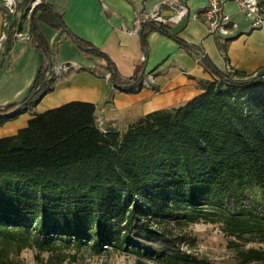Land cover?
Masks as SVG:
<instances>
[{
  "label": "trees",
  "instance_id": "obj_1",
  "mask_svg": "<svg viewBox=\"0 0 264 264\" xmlns=\"http://www.w3.org/2000/svg\"><path fill=\"white\" fill-rule=\"evenodd\" d=\"M43 5L29 13L28 29L43 61L28 95L0 106V125L53 88L49 49L35 24ZM166 23H140L142 48L145 28L178 40ZM74 40L106 61L116 89L144 76L141 63L130 77L120 76L105 53ZM204 60L217 79L201 81L195 96L147 113L123 132L100 128L95 105L74 100L32 111L25 127L0 137V264L26 247L59 256L71 246L95 253L112 247L158 264H211L184 251L186 238L169 227L209 212L236 239L264 242V66L223 72ZM229 244L240 264H264V250Z\"/></svg>",
  "mask_w": 264,
  "mask_h": 264
},
{
  "label": "crops",
  "instance_id": "obj_2",
  "mask_svg": "<svg viewBox=\"0 0 264 264\" xmlns=\"http://www.w3.org/2000/svg\"><path fill=\"white\" fill-rule=\"evenodd\" d=\"M17 1L18 27L28 31L26 0ZM101 1L105 9L100 0H43V8L35 13V24L47 44L52 66L73 63L79 69L56 77L51 91L1 124L0 137L13 135L25 127L32 111L43 112L74 100L95 105V121L100 128L123 132L139 117L177 107L195 96L202 91L201 81L217 79L204 58L223 72L226 64L246 74L264 66V26L252 27L251 19L241 11L236 0H220L223 10L236 23L225 44L208 33L201 18L195 17L205 7L206 0ZM170 2L186 8V13L177 21L166 23V31L184 44L156 29L145 28L142 48L136 18L157 11L166 19L176 12L169 6ZM56 19L60 28L56 26ZM1 21L0 0V32ZM74 36L105 53L122 77H130L141 63L144 75L153 76V88L142 87L132 92L112 89V82L106 78L109 73L106 61L85 53ZM43 58L29 39L9 38L3 43L0 106L20 102L28 95Z\"/></svg>",
  "mask_w": 264,
  "mask_h": 264
},
{
  "label": "rangeland",
  "instance_id": "obj_3",
  "mask_svg": "<svg viewBox=\"0 0 264 264\" xmlns=\"http://www.w3.org/2000/svg\"><path fill=\"white\" fill-rule=\"evenodd\" d=\"M261 7L264 13V2L261 3ZM209 213L206 216L200 213L189 214L190 220L184 221L182 224L169 225L175 235H183L186 238L181 244L184 251H189L193 256L211 264H240L235 257L236 248L230 246L229 241H234L242 250L250 247L264 250V242L247 240L246 236L238 240L227 234L223 230L221 222L210 221ZM190 239L193 241L191 245L188 244ZM50 255L47 251L38 253L35 248L26 247L18 253H9L8 264H158L155 261L138 258L134 254L112 247L95 253L88 247L77 249L71 246L62 249L59 256Z\"/></svg>",
  "mask_w": 264,
  "mask_h": 264
},
{
  "label": "built area",
  "instance_id": "obj_4",
  "mask_svg": "<svg viewBox=\"0 0 264 264\" xmlns=\"http://www.w3.org/2000/svg\"><path fill=\"white\" fill-rule=\"evenodd\" d=\"M41 1L42 0H26L24 9L27 16H29L31 10ZM236 1L240 6L241 11H243L244 14L251 19L252 27L264 26V13L262 7L258 3V0ZM100 2L102 8L105 9V3L101 0ZM169 6L176 11L172 14V16L165 19L157 11H155L147 15L138 16L135 20V24L140 25V23L146 19H152L158 23H166L169 21L175 22L186 13V8L180 3L170 2ZM17 11V0H1L2 30L0 32V51L2 50L3 43L9 38L24 40L29 39L28 31H22L20 27H18L20 20L17 18ZM195 17L201 18L206 25L208 33L216 35L222 44H225L228 41L230 35L232 34V30L236 27V23L231 21L228 13L223 10L220 0H206L205 7L196 12ZM71 69L78 70L79 68L73 63L55 65L47 72L46 77L56 78L63 73H67ZM225 70L226 72H232V68L229 64H226ZM106 78H110V73H106ZM153 80L154 79L151 74H146L137 85L125 88L122 91H138L142 87L153 88ZM111 88H115L113 84H111ZM20 109L25 111L28 107H22Z\"/></svg>",
  "mask_w": 264,
  "mask_h": 264
},
{
  "label": "water",
  "instance_id": "obj_5",
  "mask_svg": "<svg viewBox=\"0 0 264 264\" xmlns=\"http://www.w3.org/2000/svg\"><path fill=\"white\" fill-rule=\"evenodd\" d=\"M51 67H52V64L49 66V70L48 71H50Z\"/></svg>",
  "mask_w": 264,
  "mask_h": 264
}]
</instances>
